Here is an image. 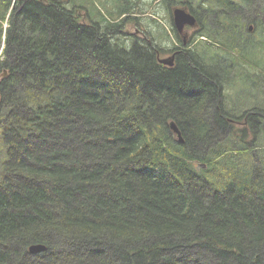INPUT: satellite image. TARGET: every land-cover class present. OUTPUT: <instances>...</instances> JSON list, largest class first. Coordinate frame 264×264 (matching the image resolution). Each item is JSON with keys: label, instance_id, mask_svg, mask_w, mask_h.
Wrapping results in <instances>:
<instances>
[{"label": "trees", "instance_id": "obj_1", "mask_svg": "<svg viewBox=\"0 0 264 264\" xmlns=\"http://www.w3.org/2000/svg\"><path fill=\"white\" fill-rule=\"evenodd\" d=\"M173 1L0 0V264H264V0Z\"/></svg>", "mask_w": 264, "mask_h": 264}, {"label": "rangeland", "instance_id": "obj_2", "mask_svg": "<svg viewBox=\"0 0 264 264\" xmlns=\"http://www.w3.org/2000/svg\"><path fill=\"white\" fill-rule=\"evenodd\" d=\"M138 2L140 3V7H143V11H145L142 13H138L140 14L138 17L140 25H128L125 28V31L136 32L137 30H141L144 33V30L146 28L145 26H148L149 28H151L153 34L157 37H159L162 33V36L159 37V41L161 42L162 46L161 57L171 56L172 53H167L164 51V49L168 46V43H170V45H172L171 43L176 44L179 39L175 37L174 31L172 29L170 21V12L169 9L166 7V3L164 2V0H138ZM175 6H179V4L178 2L173 1L172 8ZM146 8L148 9L146 10ZM152 18H155L157 23H153L151 21ZM142 28H144V30ZM258 55L260 56V60L262 58L264 60V49H261L258 52ZM184 258H187V256L184 255Z\"/></svg>", "mask_w": 264, "mask_h": 264}, {"label": "water", "instance_id": "obj_3", "mask_svg": "<svg viewBox=\"0 0 264 264\" xmlns=\"http://www.w3.org/2000/svg\"><path fill=\"white\" fill-rule=\"evenodd\" d=\"M173 21L176 28L180 31L183 30L184 26L190 25V26H196V17L186 8L184 7H175L173 9ZM174 54H172L170 57L160 58L159 61L166 65H173L174 63ZM171 127L173 131L177 134L180 141H183V137L181 134L180 129L178 128L175 121L171 122ZM47 248V246L43 243H35L30 245L29 251L31 253H37L40 251H43Z\"/></svg>", "mask_w": 264, "mask_h": 264}, {"label": "flooded vegetation", "instance_id": "obj_4", "mask_svg": "<svg viewBox=\"0 0 264 264\" xmlns=\"http://www.w3.org/2000/svg\"><path fill=\"white\" fill-rule=\"evenodd\" d=\"M170 21H171V26H174L173 17H172V20H170ZM140 31L141 30H137L134 33H139L140 34ZM173 31H174L175 37L177 39H179V41L176 44L171 43L172 45H170V43H168V46L165 48V52L174 54V58H175L174 59V63H173V65H174L175 64V60L177 59L176 56H175V52L177 51L176 47L185 46V45L188 44V42L190 40H193L195 35H196V28L192 27L190 25H186V26H184L182 31H180L178 29H175Z\"/></svg>", "mask_w": 264, "mask_h": 264}]
</instances>
